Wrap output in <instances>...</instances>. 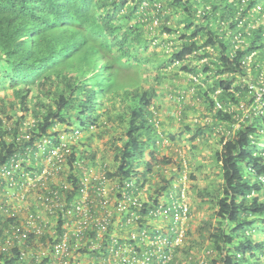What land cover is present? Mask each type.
<instances>
[{"label": "trees", "instance_id": "16d2710c", "mask_svg": "<svg viewBox=\"0 0 264 264\" xmlns=\"http://www.w3.org/2000/svg\"><path fill=\"white\" fill-rule=\"evenodd\" d=\"M143 63L149 75L141 74ZM171 64L212 111L213 121L197 123L192 138L212 128L221 146L213 158L221 184L200 192L212 210L198 230L205 243L182 253L209 251L208 264H264V91L257 98L264 87V0H0V165L13 170L12 159L31 158L41 172L38 143L46 140L50 149L66 136L64 173L48 179L58 200L75 199L85 167L93 177L103 169L118 183L113 200L124 190L141 193V229L174 237L179 225L171 220L165 232L152 212L159 204L167 211L185 183L189 197L193 176L183 178L182 154L163 151L155 98ZM174 208L167 212L175 216L179 205ZM44 210L38 195L20 200L0 186V264H45L48 252H38L50 245L52 232L64 237L68 229L58 223L37 231L32 220L54 221ZM104 213L99 201L91 204L92 219ZM119 230L108 225L101 242L112 244L115 231L128 241L127 229ZM95 233L69 232L70 264L89 259L93 251L85 250ZM104 262L100 257L96 264Z\"/></svg>", "mask_w": 264, "mask_h": 264}, {"label": "built area", "instance_id": "2783aa9c", "mask_svg": "<svg viewBox=\"0 0 264 264\" xmlns=\"http://www.w3.org/2000/svg\"><path fill=\"white\" fill-rule=\"evenodd\" d=\"M263 91L264 87H261L260 91H258V99H260ZM35 123L34 119L27 121V130L29 127V131L26 137L31 138L32 134L30 131ZM61 139L62 141L58 146L51 147L50 149L46 148V140L38 143L40 150L36 152V157L40 155L45 156V159H41L40 162L43 164L41 172L38 168L34 169L31 166V158L27 161L24 159L23 161L16 158L12 159L13 170L7 164L0 165V186L11 191L12 194H17L20 200H24L27 195H34L35 197L38 195L41 205L45 207L43 213L47 217L48 214L54 215L52 224L37 225L32 220L30 224L37 231H41L45 227L57 228L58 223H62V226L68 229L64 237H61L56 230L52 232L50 245L46 250L41 249L38 252V255L42 257L48 252L46 255L48 259L45 264H70L71 259L68 258L70 255L69 232L77 233L84 229H92L94 232L97 231V233H95L96 237L93 238L94 241L85 250L87 252L88 250L93 251L89 259L87 261L80 260L78 264H96L100 257L105 261V264H208L207 254L209 251L204 250L198 253V255L193 252L189 255L182 253L187 238V228L184 227V224L190 218L185 184L182 190H180L181 195L172 202V205L169 204L167 208V211H171L175 209V205H179V210L174 212L175 216H173V212L168 213L163 210V204L152 208V212L162 223L156 227L168 232L171 220L179 225L175 236L171 238L159 232L150 233L147 229H141L140 226L144 218L139 210L143 205L141 193L124 190L121 196L113 200L110 192L114 191V188H117L118 183L112 181V179L110 180L105 172H95L96 174L94 173L93 177L92 172L94 169L85 167L81 183L78 186V193L74 196L75 199L70 202L58 200V192L49 186V180L53 181L60 171L63 172L65 170L64 165L67 160L61 146L66 145V140L64 138ZM16 171H20L22 174H16ZM18 175L23 180H19ZM45 192H48L49 195H45ZM96 201H99L105 213L102 216L97 215L92 219L91 204ZM130 223H133V225H130ZM108 225L119 227V231L124 228L127 229L128 234L126 237L128 241L120 242L116 237L118 236L116 234L117 231H115V238L112 244L101 242L104 236L107 235ZM152 227L154 226L152 225ZM25 232L19 234V236L26 237L27 233ZM77 247L78 245L76 249ZM40 256H37V259L42 261L44 258Z\"/></svg>", "mask_w": 264, "mask_h": 264}, {"label": "rangeland", "instance_id": "374dc122", "mask_svg": "<svg viewBox=\"0 0 264 264\" xmlns=\"http://www.w3.org/2000/svg\"><path fill=\"white\" fill-rule=\"evenodd\" d=\"M161 35L164 36L165 34L162 33ZM163 39L165 41L167 40V38ZM157 50L160 51L161 49L157 48ZM144 69L145 65L142 69L143 75H145L146 72ZM161 69L162 68H160V70ZM168 71L170 74H165L167 77L166 79L164 77L162 85L159 86L157 92L158 96L155 98L159 106L158 118L162 123L160 128L164 131V145H166V147L163 148V151L167 154H175L176 152L182 154V156L186 158V163L188 165V167L184 169L186 172L185 174L193 175L192 177L190 176V181H187L189 187L188 199L192 205V218L185 222L184 227L191 233L187 238L185 248L188 245L190 248H196L197 243H205L202 241V234L198 230L203 226V221L209 217V214L212 212V210H210V203H208L207 200L206 202L203 201L204 196L200 195V192L204 189L214 191L216 187L221 184L222 180L219 173V166L213 160L215 152L220 149L221 146L218 145V135L216 136L213 134L215 131H213L212 128L207 129L204 136L200 135L196 137L195 140L192 138L193 133L197 129V123H201L203 127H206L208 122L213 121L212 111L209 109V104L203 94H195L190 90L192 88H190L188 83L189 78L179 65L171 64ZM146 73H148V75L150 74L149 71ZM201 77L205 78L206 75L200 76L199 79H201ZM181 93L184 96V105L187 109V120L184 124L180 121L179 118L181 115L178 112L179 110H177L183 99ZM186 124L192 126L191 131H187L188 129L184 126ZM183 130L187 132L181 134ZM216 133H218L217 130L215 134ZM210 134H212V136ZM173 135L174 138H172ZM100 163L102 162H98V165ZM171 174L172 173L168 171L167 175L170 176Z\"/></svg>", "mask_w": 264, "mask_h": 264}, {"label": "clouds", "instance_id": "9594fccd", "mask_svg": "<svg viewBox=\"0 0 264 264\" xmlns=\"http://www.w3.org/2000/svg\"><path fill=\"white\" fill-rule=\"evenodd\" d=\"M153 44H155V43L153 42ZM143 65L146 66L147 64H144V63H143ZM142 69H143V67H141V74H142ZM144 70H145V69H144ZM145 71H147V70H145ZM142 75H143V74H142ZM251 87H253V85H251ZM258 90L260 91V89H258ZM258 97H259V95L257 96V98H258ZM261 97H262V95H261ZM261 97H260V98H261ZM257 98H256V100H257ZM157 118H158V115H157ZM32 119H34V118H32ZM34 120H35V119H34ZM35 121H36V120H35ZM61 138H64L65 140H67V137H66V136H62ZM99 166H103V165H100V164H99ZM100 170L103 172V169H100ZM104 172H105V170H104ZM105 173H106V172H105ZM185 173H186V172H185ZM183 178L186 179V174L183 176ZM184 182H185V181H184ZM185 185H186V183H185ZM76 192L78 193V190H77ZM187 200H188V197H187ZM189 220H190V218H189ZM189 220H188V221H189ZM187 233H188V230H187ZM185 245H186V240H185ZM184 247H185V246H184ZM184 247H183V248H184Z\"/></svg>", "mask_w": 264, "mask_h": 264}]
</instances>
